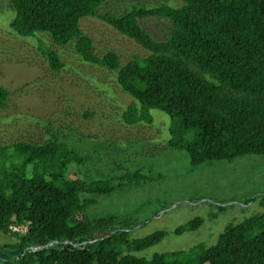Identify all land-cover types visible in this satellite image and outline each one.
I'll use <instances>...</instances> for the list:
<instances>
[{
  "label": "trees",
  "instance_id": "16d2710c",
  "mask_svg": "<svg viewBox=\"0 0 264 264\" xmlns=\"http://www.w3.org/2000/svg\"><path fill=\"white\" fill-rule=\"evenodd\" d=\"M109 1L11 0L9 27L19 36L44 34L58 47L72 45L81 60L115 71L121 90L141 109L170 116L169 146L184 151L192 166L264 156V0H171L176 4L116 15L102 11ZM86 17L134 40L147 55L122 65L114 52L98 56L80 27ZM146 17L166 19L168 37L154 39L139 23ZM46 49L50 69L60 71L58 52ZM6 97L0 88V107ZM135 108L123 113L125 124L151 123L143 114L129 119ZM11 146L10 154L0 149V232L14 242L0 247V264H264V212L226 225L212 245L136 256L165 233L130 238L132 221L91 217L89 207L95 196L149 177L137 169L91 180L79 170L88 157L55 133L43 143ZM201 223L193 220L179 231Z\"/></svg>",
  "mask_w": 264,
  "mask_h": 264
},
{
  "label": "rangeland",
  "instance_id": "374dc122",
  "mask_svg": "<svg viewBox=\"0 0 264 264\" xmlns=\"http://www.w3.org/2000/svg\"><path fill=\"white\" fill-rule=\"evenodd\" d=\"M162 4L176 3L110 0L102 11L116 15ZM13 17L11 0H0V88L7 91L0 107L3 155L11 153L13 143H43L55 133L88 157L79 170L83 176L89 173L91 180L141 170L150 180L127 182L112 193L95 196L89 214L128 218L130 238L164 232L159 243L134 252L145 258L198 243L212 245L226 225L264 212V156L192 166L184 151L169 146L172 126L167 113L141 109L121 90L115 71L81 60L72 45L58 47L44 34L17 35L9 27ZM139 23L156 40L168 37L166 19L146 17ZM80 27L91 38L95 54L114 52L121 65L148 53L97 18H83ZM46 47L58 52L64 63L60 71L50 69ZM129 105L136 107L129 119L138 120L143 114L151 123L125 124L122 116ZM196 219L202 220L197 229L179 231ZM13 242V237L0 232V247Z\"/></svg>",
  "mask_w": 264,
  "mask_h": 264
},
{
  "label": "built area",
  "instance_id": "2783aa9c",
  "mask_svg": "<svg viewBox=\"0 0 264 264\" xmlns=\"http://www.w3.org/2000/svg\"><path fill=\"white\" fill-rule=\"evenodd\" d=\"M11 229L13 231H17V232H24L25 231V227H15V226H11Z\"/></svg>",
  "mask_w": 264,
  "mask_h": 264
},
{
  "label": "water",
  "instance_id": "95a60500",
  "mask_svg": "<svg viewBox=\"0 0 264 264\" xmlns=\"http://www.w3.org/2000/svg\"><path fill=\"white\" fill-rule=\"evenodd\" d=\"M38 249H40L39 247H37V248H35L34 250H38Z\"/></svg>",
  "mask_w": 264,
  "mask_h": 264
}]
</instances>
